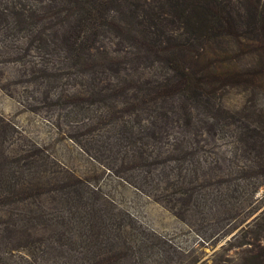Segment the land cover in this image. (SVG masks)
<instances>
[{
    "label": "rangeland",
    "instance_id": "obj_1",
    "mask_svg": "<svg viewBox=\"0 0 264 264\" xmlns=\"http://www.w3.org/2000/svg\"><path fill=\"white\" fill-rule=\"evenodd\" d=\"M75 1L0 0V264H252L264 253L263 90L186 101L121 10L80 26ZM126 9L169 14L162 0ZM236 32L209 45L220 64L207 78L229 75V60L261 68Z\"/></svg>",
    "mask_w": 264,
    "mask_h": 264
},
{
    "label": "trees",
    "instance_id": "obj_2",
    "mask_svg": "<svg viewBox=\"0 0 264 264\" xmlns=\"http://www.w3.org/2000/svg\"><path fill=\"white\" fill-rule=\"evenodd\" d=\"M162 1L169 11L167 19L147 11H144V17L133 16L130 9L125 10L131 0H76L73 3L83 13L80 26L89 24L97 28L104 25L105 12L121 10L118 14L124 20L122 24H125L127 34L135 33L143 42L144 49L146 47L143 57L156 56L160 49L163 50L165 63L171 67L174 78L165 86L169 87L170 93L177 92L186 101L202 102L214 108L212 97L218 88L224 86L249 88L254 95L256 90L264 92V4L261 5L260 0H256V5L249 1L244 3L239 11H234L224 0ZM132 25L138 27L132 29ZM172 27L181 29L182 33L174 35L170 30ZM238 29L242 31L239 37L243 42L238 46L249 48L248 55L258 56L261 68L254 65L237 68L229 60L225 62L229 75L219 80L207 78V73L217 74L220 64V53L209 45L226 36L237 37ZM203 45L208 46L203 49ZM203 60L206 66H198ZM159 115L166 117L162 113ZM253 259L252 264H264V253L255 255Z\"/></svg>",
    "mask_w": 264,
    "mask_h": 264
}]
</instances>
